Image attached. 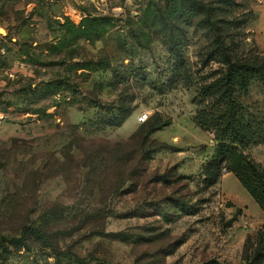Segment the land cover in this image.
Returning <instances> with one entry per match:
<instances>
[{"label": "rangeland", "instance_id": "1", "mask_svg": "<svg viewBox=\"0 0 264 264\" xmlns=\"http://www.w3.org/2000/svg\"><path fill=\"white\" fill-rule=\"evenodd\" d=\"M235 2L0 0V264H264V213L207 185L196 121L238 66L264 116V0Z\"/></svg>", "mask_w": 264, "mask_h": 264}, {"label": "trees", "instance_id": "2", "mask_svg": "<svg viewBox=\"0 0 264 264\" xmlns=\"http://www.w3.org/2000/svg\"><path fill=\"white\" fill-rule=\"evenodd\" d=\"M224 2L231 5L236 3L235 0H224ZM193 3L194 7L190 8V11H203L201 3L197 1H193ZM215 13L216 10L214 15ZM209 15L212 19V11ZM256 70L248 66H238V68L232 69L225 81L226 89L219 95L223 107L217 111L209 108L201 110L196 116V121L202 130L215 134L214 153L205 162L202 169L207 185L218 184L221 172L227 170L238 179L264 213V167L246 154L250 148L264 144V116L260 118L251 116L249 108L240 104L236 97L238 90L247 89L246 78L251 74L254 79ZM213 94H215V89L212 86L205 88L201 93L204 98ZM125 119L126 116L123 115L119 120H115L112 126H121ZM33 234L43 243L48 244V236L37 229L33 230ZM16 241L20 242L21 240ZM257 261L258 263L264 261V257L260 259L259 256Z\"/></svg>", "mask_w": 264, "mask_h": 264}, {"label": "built area", "instance_id": "3", "mask_svg": "<svg viewBox=\"0 0 264 264\" xmlns=\"http://www.w3.org/2000/svg\"><path fill=\"white\" fill-rule=\"evenodd\" d=\"M148 119H149V114L144 113V114H141V115L137 118V121H138V123L143 124V123H145Z\"/></svg>", "mask_w": 264, "mask_h": 264}, {"label": "water", "instance_id": "4", "mask_svg": "<svg viewBox=\"0 0 264 264\" xmlns=\"http://www.w3.org/2000/svg\"><path fill=\"white\" fill-rule=\"evenodd\" d=\"M228 172H227V170H224V174H227Z\"/></svg>", "mask_w": 264, "mask_h": 264}, {"label": "crops", "instance_id": "5", "mask_svg": "<svg viewBox=\"0 0 264 264\" xmlns=\"http://www.w3.org/2000/svg\"><path fill=\"white\" fill-rule=\"evenodd\" d=\"M212 155H213V154H212ZM212 155H211V156H212ZM229 174H231V173H228V174H226V175H229ZM224 176H225V175H224Z\"/></svg>", "mask_w": 264, "mask_h": 264}]
</instances>
